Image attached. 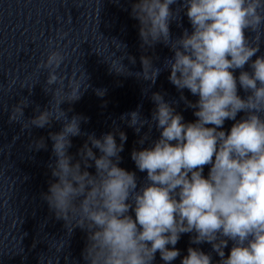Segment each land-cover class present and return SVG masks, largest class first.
Wrapping results in <instances>:
<instances>
[{
    "label": "clouds",
    "instance_id": "1",
    "mask_svg": "<svg viewBox=\"0 0 264 264\" xmlns=\"http://www.w3.org/2000/svg\"><path fill=\"white\" fill-rule=\"evenodd\" d=\"M181 14L191 31L174 37L170 26ZM130 15L138 21L144 52L163 44L173 55L162 67L142 55L140 72L122 63L127 71L116 73L150 82V90L161 72L169 71L179 101L196 119L185 122L176 110L179 101H168L161 92L149 97L155 106L150 119L142 115V105L120 116L140 137L141 147L130 155L138 172L146 173L141 179L119 166L127 134L115 121L111 132L97 138L82 131L88 117H69L72 109L61 108L80 100L90 85L82 86L74 73L65 90L57 70L66 54L50 51L38 67L49 70L44 92L52 100L22 124L28 130L62 125L48 134L53 180L42 199L70 233L75 228L86 233L85 264H153L157 252L171 264L181 254L175 246L182 234H192L191 244L207 243L212 251L188 247L181 264H264V54L258 55L264 45V0H133ZM128 59L135 64L134 57ZM184 90L197 99L189 100ZM61 93L65 98L53 106ZM27 106L22 101L15 106L10 122H19L16 113L24 116ZM226 121L234 122L228 131ZM82 136L85 142L71 154L72 138ZM33 143L36 150L47 149L43 137Z\"/></svg>",
    "mask_w": 264,
    "mask_h": 264
}]
</instances>
